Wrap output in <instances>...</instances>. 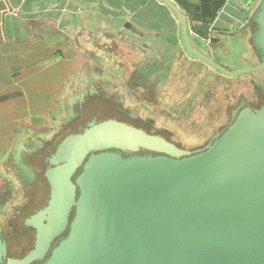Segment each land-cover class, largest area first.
<instances>
[{
    "label": "water",
    "instance_id": "obj_1",
    "mask_svg": "<svg viewBox=\"0 0 264 264\" xmlns=\"http://www.w3.org/2000/svg\"><path fill=\"white\" fill-rule=\"evenodd\" d=\"M162 1L179 17L194 56L226 76L249 75L264 93V0L253 38L260 62L235 70L197 49L186 16ZM51 165L49 204L27 221L36 229L33 248L9 257L0 223V264H264V100H241L227 125L196 149L125 121H93L59 144Z\"/></svg>",
    "mask_w": 264,
    "mask_h": 264
},
{
    "label": "crops",
    "instance_id": "obj_2",
    "mask_svg": "<svg viewBox=\"0 0 264 264\" xmlns=\"http://www.w3.org/2000/svg\"><path fill=\"white\" fill-rule=\"evenodd\" d=\"M172 1L197 49L230 70L260 62L245 28L249 0ZM212 22L203 37L198 28ZM81 31L106 41V52L77 46ZM91 85L115 92L126 114L171 131L208 127L201 112H223L245 91L256 100L260 90L189 52L179 17L162 0H0V145L7 153L29 135L47 139L70 115L76 119ZM103 109L110 105L98 101L84 114Z\"/></svg>",
    "mask_w": 264,
    "mask_h": 264
},
{
    "label": "flooded vegetation",
    "instance_id": "obj_3",
    "mask_svg": "<svg viewBox=\"0 0 264 264\" xmlns=\"http://www.w3.org/2000/svg\"><path fill=\"white\" fill-rule=\"evenodd\" d=\"M255 92L258 95V99H261V104L264 100V93L262 90L254 91V93ZM85 94L87 96L85 97L87 100L85 101L84 106H82L83 112L79 114V117H77L78 115H76L75 119L74 115H72L69 121L65 119L61 123L60 128L54 133V135L47 139L35 138L29 135L27 139V145L32 146V148H36V151L32 154L20 155L18 152H15V146H19L21 144L26 145V143L21 141L18 143H14L6 156L5 161H3V168L6 175H8V173L11 174L10 176L8 175V177L9 181L14 185V197L22 196L21 198L25 199L22 205H18V203L11 205L12 207L10 209H16V212L13 211L15 212V214L10 218H7L9 225H11L13 229V234L9 235V238L7 237L9 233L5 234L4 231L5 229L8 230V227L0 219V223L3 229L1 235L3 240L7 244L9 257H24L33 248L36 239V229L28 226L27 221L34 215H36L39 211L45 209L49 204L52 191L51 185L46 176V172L52 167L51 158L54 154H56L59 144L63 142L65 138H67L69 135L83 132L88 124L93 121L100 122L106 119H117L120 121H125L136 127H140L137 126V124L135 125L133 124V122L129 121V119L135 120L136 114L134 112H129V114H126L127 111L122 109L119 103V96L115 92L111 95L107 92L96 93L95 89H93V86L91 85V87ZM252 96L254 95L252 94ZM245 100L253 105L248 98ZM98 101L108 102V105H110V109H103L101 111L97 110L96 114L92 115L88 120L83 119L82 115H85V118H87L86 114H84L86 113V106L88 109L91 104ZM115 112L117 113V115L114 114ZM123 117H125L126 120L122 119ZM143 153H151V151L143 150ZM27 164H30L33 167V169L35 170V174L25 169L24 166H27ZM63 237L64 234L56 238V240L53 242L52 248H54ZM42 263L43 261H39L33 264Z\"/></svg>",
    "mask_w": 264,
    "mask_h": 264
},
{
    "label": "rangeland",
    "instance_id": "obj_4",
    "mask_svg": "<svg viewBox=\"0 0 264 264\" xmlns=\"http://www.w3.org/2000/svg\"><path fill=\"white\" fill-rule=\"evenodd\" d=\"M249 2H250V0L248 1V5H249L248 11H250V12L249 13L247 12V15H246V19H247L246 23H247L248 27H247L246 23L243 22V24L239 25V27L236 30H239V29L243 28V26L246 25L245 28H249L248 33H249V37H250V42H251V45H253L254 44L253 43L254 34L256 33V31L258 29V24L255 21V15L259 9V5H255V0L251 4ZM213 23L214 22L210 23L209 25H205V28H203V29L198 28L199 32L201 34H204V35H202L203 37L209 36V32H210L209 27H211V25ZM248 23H250V24H248ZM75 38H76L75 39L76 45L79 47L88 48V50L90 48L92 55L95 54L98 56L99 54L101 55V52H104V53L106 52V50L104 48L105 44L103 43L106 41L101 42V40H102L101 37L96 36L94 33H92V35H90L84 31L77 32ZM104 53L102 55H104ZM257 61H260L259 55H258ZM253 65H255V64H253ZM242 75H243V77L244 76L248 77L249 81H250L251 77L249 75H245V74H242ZM247 98L255 106H259V104L261 102L260 101L261 99L257 98L255 100L254 97L252 96V94H250L248 91H245L235 101L230 102L228 107L223 112H218L219 110L218 111L213 110L211 112H207L204 110L203 112H201L202 117H204V119H205L204 123L209 124L208 127H205L202 129L199 127L198 128H195V127L190 128L191 126H187L184 128H181V127L180 128H174L175 131L173 129H172L173 131H171V129L166 128V127H160V126L155 127L154 125H151V123H149L148 121H143V120L138 121L136 119L133 120L132 118H131L132 120L129 119V121L133 122V124H135V125L137 124V126H140V127L147 129V131L152 133V134L163 135L181 147L188 148V149H196V148H200V147L204 146L207 143V141L210 140V137H212L216 132L222 130L230 120L231 108L235 107L241 99H247ZM209 101L210 100L208 99L207 103ZM105 105H107V104H105ZM83 106H84V104H83ZM108 107H109V105H108ZM94 114H96V112H93V113L91 112L90 116L87 115V118H85V115H82V118L85 120H88ZM114 114L117 115L116 112ZM198 115H200V113H198ZM122 119L126 120L125 117H123ZM207 133H208V135H207ZM194 140H201V141L193 142ZM5 146L6 145H4V144L0 145V180L4 181L6 183L5 187H4V185L2 186V184H0V219L8 227L7 228L8 230L5 229L4 231H5V234L9 233L7 235V237L9 238V235L13 234L12 233L13 229H12L11 225H9L7 218H10L16 212V209H14V210L10 209L12 207L11 205L16 204V203H18V205H22L23 202L25 201V199L21 198L22 196L14 197V195H13L14 185L9 181V177H8V175L10 176L11 174L8 173V175H5L6 173H5V170L3 168V164H4L3 161H5L6 156L9 153V152L7 153V151L5 150L6 148L3 149V147H5ZM7 146H9V145H7ZM136 153H143V150L136 152ZM132 154L133 153H127L126 155L128 156V155H132ZM14 206H16V205H14ZM14 206H13V208H14ZM13 211H15V212H13Z\"/></svg>",
    "mask_w": 264,
    "mask_h": 264
},
{
    "label": "bare ground",
    "instance_id": "obj_5",
    "mask_svg": "<svg viewBox=\"0 0 264 264\" xmlns=\"http://www.w3.org/2000/svg\"><path fill=\"white\" fill-rule=\"evenodd\" d=\"M143 129H145V128H143ZM146 131H147V129H145ZM163 136V135H162ZM165 137V136H164ZM167 138V137H166ZM211 138V137H210ZM168 139V138H167ZM169 140V139H168ZM171 141V140H170ZM173 142V141H172ZM208 142V141H207ZM173 143H175V142H173ZM176 144V143H175ZM177 145V144H176ZM124 153V152H123ZM125 155L127 154V153H124Z\"/></svg>",
    "mask_w": 264,
    "mask_h": 264
},
{
    "label": "built area",
    "instance_id": "obj_6",
    "mask_svg": "<svg viewBox=\"0 0 264 264\" xmlns=\"http://www.w3.org/2000/svg\"><path fill=\"white\" fill-rule=\"evenodd\" d=\"M258 2H259V3H258ZM260 2H261L260 0H257V1L255 0V5H259Z\"/></svg>",
    "mask_w": 264,
    "mask_h": 264
}]
</instances>
